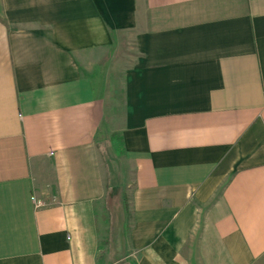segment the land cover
Instances as JSON below:
<instances>
[{
	"label": "crops",
	"instance_id": "1",
	"mask_svg": "<svg viewBox=\"0 0 264 264\" xmlns=\"http://www.w3.org/2000/svg\"><path fill=\"white\" fill-rule=\"evenodd\" d=\"M111 131L137 264H264V0H0V264H106Z\"/></svg>",
	"mask_w": 264,
	"mask_h": 264
},
{
	"label": "rangeland",
	"instance_id": "2",
	"mask_svg": "<svg viewBox=\"0 0 264 264\" xmlns=\"http://www.w3.org/2000/svg\"><path fill=\"white\" fill-rule=\"evenodd\" d=\"M134 53L131 45L123 50L125 57ZM111 165L114 170L106 200L97 211L99 256L106 264H137V255L129 246V230L132 225L131 193L133 189V165L119 149V134L108 133ZM110 148V147H109ZM116 172V173H115Z\"/></svg>",
	"mask_w": 264,
	"mask_h": 264
},
{
	"label": "trees",
	"instance_id": "3",
	"mask_svg": "<svg viewBox=\"0 0 264 264\" xmlns=\"http://www.w3.org/2000/svg\"><path fill=\"white\" fill-rule=\"evenodd\" d=\"M103 145V144H102ZM101 152H102V156H103V160H104V162L106 163H110V159H109V157H108V155H107V153H106V148L104 147V148H102V150H101ZM107 167H108V183H109V187H110V183L112 182V177L114 176V170H113V167H112V165H111V168H110V165H107ZM111 169V170H110ZM110 172H111V174H110ZM111 181V182H110ZM111 189H112V187H111Z\"/></svg>",
	"mask_w": 264,
	"mask_h": 264
},
{
	"label": "built area",
	"instance_id": "4",
	"mask_svg": "<svg viewBox=\"0 0 264 264\" xmlns=\"http://www.w3.org/2000/svg\"><path fill=\"white\" fill-rule=\"evenodd\" d=\"M32 200L36 204V206L42 205V202L40 200L36 199L35 197H33Z\"/></svg>",
	"mask_w": 264,
	"mask_h": 264
}]
</instances>
